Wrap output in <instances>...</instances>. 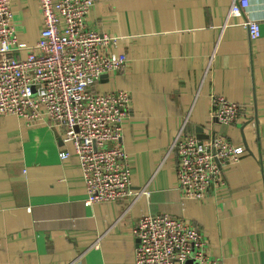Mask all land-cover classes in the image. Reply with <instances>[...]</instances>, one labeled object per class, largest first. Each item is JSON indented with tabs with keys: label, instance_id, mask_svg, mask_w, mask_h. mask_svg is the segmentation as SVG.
Returning a JSON list of instances; mask_svg holds the SVG:
<instances>
[{
	"label": "crops",
	"instance_id": "crops-1",
	"mask_svg": "<svg viewBox=\"0 0 264 264\" xmlns=\"http://www.w3.org/2000/svg\"><path fill=\"white\" fill-rule=\"evenodd\" d=\"M10 6L24 57L39 38L42 11L38 0ZM229 7L230 0H95L88 26L121 35L117 50L128 57L96 88L130 92L121 138L130 188L146 186L150 195L124 215L128 195L87 204L78 157L59 130L0 115V264H135V224L161 213L201 230L220 264H264V21L251 40ZM263 8L264 0H251L253 18ZM214 93L240 104L235 122L211 119ZM189 111L188 133L208 141L220 132L246 149L203 200L183 196L176 158H166Z\"/></svg>",
	"mask_w": 264,
	"mask_h": 264
},
{
	"label": "built area",
	"instance_id": "built-area-1",
	"mask_svg": "<svg viewBox=\"0 0 264 264\" xmlns=\"http://www.w3.org/2000/svg\"><path fill=\"white\" fill-rule=\"evenodd\" d=\"M42 28L26 56L13 22L10 0H0V115H16L31 124L59 130L64 144L78 157L87 197L85 202L116 201L129 196L125 212L148 197L147 187L131 189L132 167L121 141L122 124L132 108L128 90L101 91L104 75L121 71L127 54L117 50L121 35L90 28L87 17L95 0H38ZM251 0H230L228 18H242L251 40L261 35L260 19L250 14ZM208 71V70H207ZM211 119L231 124L242 107L221 94L211 95ZM187 112L166 158H176L178 187L185 198L203 200L224 183V168L246 152L220 132L203 141L188 133ZM71 156L64 148L61 159ZM137 238L135 264H220L207 252L205 234L185 218L167 213L146 214L133 228Z\"/></svg>",
	"mask_w": 264,
	"mask_h": 264
},
{
	"label": "water",
	"instance_id": "water-1",
	"mask_svg": "<svg viewBox=\"0 0 264 264\" xmlns=\"http://www.w3.org/2000/svg\"><path fill=\"white\" fill-rule=\"evenodd\" d=\"M198 135H200V134H198ZM199 137H201V136H199ZM187 264H191V261L187 262Z\"/></svg>",
	"mask_w": 264,
	"mask_h": 264
}]
</instances>
